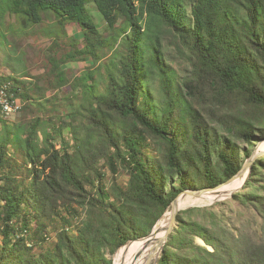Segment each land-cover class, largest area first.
I'll return each mask as SVG.
<instances>
[{
  "label": "trees",
  "instance_id": "1",
  "mask_svg": "<svg viewBox=\"0 0 264 264\" xmlns=\"http://www.w3.org/2000/svg\"><path fill=\"white\" fill-rule=\"evenodd\" d=\"M45 13L60 32L78 24L84 34L77 49L49 56L48 85H69L73 98L31 77L9 40L20 31L3 28L8 16L41 25ZM166 45L191 76L168 63ZM1 47L27 67L0 75L25 113L12 121L0 104V264H114L108 254L148 237L180 194L225 184L264 141V0H0ZM77 60L93 68L70 82L62 66ZM234 199L264 218V157ZM197 212L179 213L159 264H264V236L231 242Z\"/></svg>",
  "mask_w": 264,
  "mask_h": 264
},
{
  "label": "rangeland",
  "instance_id": "2",
  "mask_svg": "<svg viewBox=\"0 0 264 264\" xmlns=\"http://www.w3.org/2000/svg\"><path fill=\"white\" fill-rule=\"evenodd\" d=\"M89 11L93 17L94 22L99 26V29L103 36L107 37L108 35H110L107 30V23L101 13L98 11V9L92 5L89 7ZM23 27H25V31ZM3 28H10L12 30L16 29L15 32H17V30L20 31L19 34L11 33L9 36V40H11V45L13 46V48L16 47V51L19 53V56L21 57L22 54L25 56L26 64L29 68L28 73L30 74V76H34L39 79L41 81V85H45L49 89L51 95H55L57 93V95H60L59 97L61 98H73V95H70L72 93V90L69 85L65 86V88L61 89L60 91H54L53 87L51 88L48 85L49 83L47 82V80L54 78L53 74L50 73V70H52V68L49 62V56L54 55L56 57H60L71 50L77 49L78 46H81L84 40V34L82 32L81 27L78 24H70L66 27V30L61 29L60 32V28L57 27V23L55 21V16L52 13H45L44 21L41 25L29 27L24 21L19 20L15 16H8L6 24ZM57 31H59L62 36L58 40L59 45L56 46L57 41L55 42L56 39L54 38V33ZM166 49L168 51V63H170V65L176 68L179 75L181 76V79L185 80L188 76H191L193 70L191 62L181 58L177 54V51L174 46L166 45ZM14 55L15 51L13 49L4 50L2 47L0 48V75L11 74L10 68H24L26 64L20 65L19 63H21V61H19V65H17L13 59ZM108 57L104 59V63L108 61ZM90 68H93L92 60H77L69 62L62 66V70L65 71V77L70 82H73L74 80L79 78ZM160 99H162V96ZM17 101V103L21 107L18 111H13L11 114L8 115V117L12 121H18L21 118L24 119L25 116V113L22 109V102L20 100ZM69 103L71 102L65 101L61 103V107L65 109L63 110V114H65L71 108L69 107ZM27 116L28 117L26 118L29 119L32 115ZM67 121H70L68 116ZM65 133L68 134L69 131L66 130ZM262 157H264V141L256 144V147L253 150V154L250 159H259ZM105 173L107 176L106 184H108V186H111L113 182L112 171L107 169ZM116 181L120 185H127L129 181L128 173L125 170H121L116 177ZM243 190L244 187L232 194L231 196L221 197L219 198V200H204L198 205L184 208L183 210H181V212L192 208L201 210L202 212H197L193 215V218L195 220H199L206 223L209 226V229H218L219 227V229L221 230H226L231 242L232 240H236L237 238L242 237L247 240L258 241L264 236V218L256 208L244 205L238 200L234 199V195L242 192ZM168 212H171V209ZM164 217L165 216H163V218ZM214 221H216L215 224H213ZM176 227L177 225L174 226L173 230L168 235V239L163 247L160 257L157 258L158 260L156 259L154 262H152V264H159L161 256L163 255V252L165 250V246L168 244L170 237ZM217 233H219V231H217ZM196 243L203 247H206L210 252L214 251V248L210 245H207L200 237L196 238ZM125 246L122 247L120 253H118V251L114 256L108 254V258L113 259L114 264L115 261L119 259L122 250ZM117 255L118 257L115 260V257Z\"/></svg>",
  "mask_w": 264,
  "mask_h": 264
},
{
  "label": "bare ground",
  "instance_id": "3",
  "mask_svg": "<svg viewBox=\"0 0 264 264\" xmlns=\"http://www.w3.org/2000/svg\"><path fill=\"white\" fill-rule=\"evenodd\" d=\"M0 91V101H3L4 104H11L12 101H9L6 98L4 90L0 88ZM6 112L7 115H9L13 111ZM247 177L248 172L243 177L237 178L215 193H204L200 197L181 196L179 199V209L183 210L184 208L198 205L204 200H219V198L221 197L231 196L232 194L243 188L246 183ZM175 225L176 223L173 221L172 213L168 212L162 219V221L158 224L155 235L152 238H150L149 240L135 241L125 246L119 259H117L118 255L115 257V260L117 259L115 261V264H152V262L159 258L162 253L165 240L169 234L168 229L174 227ZM121 249L118 253H120Z\"/></svg>",
  "mask_w": 264,
  "mask_h": 264
},
{
  "label": "water",
  "instance_id": "4",
  "mask_svg": "<svg viewBox=\"0 0 264 264\" xmlns=\"http://www.w3.org/2000/svg\"><path fill=\"white\" fill-rule=\"evenodd\" d=\"M256 160L257 159H255V158H252V159H250V160H248L246 163H245V165L243 166V168H242V170L235 176V177H233L231 180H229L228 182H226L225 184H222V185H220V186H218L217 188H210V189H205V190H200V191H193V190H187V191H185V192H183L182 194H180L179 196H178V198H176L173 202H172V204H171V213H172V215H173V221L176 223V225H177V223H178V221H177V218H178V215H179V213L181 212V209H179V199H180V197L181 196H187V195H190V196H195V197H200L201 195H203L204 193H215V192H217V191H219L220 189H222L224 186H226V185H228V184H230L231 182H233L234 180H236L237 178H241V177H243L247 172H248V177H247V180H246V182L249 180V178H250V175H251V172H252V167H253V165H254V163L256 162ZM246 184V183H245ZM245 186V185H244ZM243 186V187H244ZM218 189V190H217ZM210 191H213V192H210ZM169 209V210H170ZM168 210V211H169ZM167 211V212H168ZM166 212V213H167ZM165 213V214H166ZM165 216V215H164ZM162 220V219H161ZM160 220V221H161ZM160 221L157 223V225L155 226V228L153 229V231H152V233L148 236V237H145V238H142V239H139V240H149L150 238H152L154 235H155V232H156V228H157V226H158V224L160 223ZM173 228L174 227H171V228H169L168 229V233L170 234L171 233V231L173 230ZM168 234V235H169ZM167 239H168V237L166 238V240H165V243H166V241H167ZM139 240H137V241H139ZM132 242H135V241H131V242H129L128 244H130V243H132ZM203 244V243H202ZM165 245V244H164ZM119 251V250H118Z\"/></svg>",
  "mask_w": 264,
  "mask_h": 264
},
{
  "label": "built area",
  "instance_id": "5",
  "mask_svg": "<svg viewBox=\"0 0 264 264\" xmlns=\"http://www.w3.org/2000/svg\"><path fill=\"white\" fill-rule=\"evenodd\" d=\"M17 102L18 101H13L11 104H4L3 101H0V104L5 111H18L21 106Z\"/></svg>",
  "mask_w": 264,
  "mask_h": 264
}]
</instances>
